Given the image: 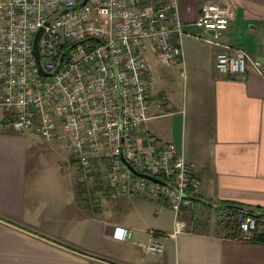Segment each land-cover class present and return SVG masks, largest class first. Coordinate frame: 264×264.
I'll return each mask as SVG.
<instances>
[{"label": "built area", "instance_id": "2783aa9c", "mask_svg": "<svg viewBox=\"0 0 264 264\" xmlns=\"http://www.w3.org/2000/svg\"><path fill=\"white\" fill-rule=\"evenodd\" d=\"M230 15L224 4L205 3L193 22L205 34L192 35L219 47V73L251 69L264 79L263 63L222 40ZM189 34L177 0H0V130L63 140L84 174L104 161L111 195L159 197L172 210V234L191 228L189 210L200 185L195 164L174 143L159 144L145 127L159 115L150 106L165 102L150 93L153 72L146 53L162 65L179 63ZM122 157L160 181L135 175ZM236 220L241 238L249 239L256 216L239 212ZM116 235L130 239L133 233L121 228ZM141 247L162 251L152 239Z\"/></svg>", "mask_w": 264, "mask_h": 264}, {"label": "crops", "instance_id": "0c3cea01", "mask_svg": "<svg viewBox=\"0 0 264 264\" xmlns=\"http://www.w3.org/2000/svg\"><path fill=\"white\" fill-rule=\"evenodd\" d=\"M207 2L230 9L223 41L256 59L264 56V0H177L183 27L191 33L185 36L192 40H200L192 34H205L193 22ZM185 44L182 61L176 63H183L185 48L190 71L185 109L174 108L164 89L150 92L165 102L149 109L156 117L183 114L180 131L148 125L156 117L145 127L159 144L174 143L195 164L200 200L189 210L196 217L194 230L172 234L170 207L148 193L110 194L102 210L84 212L74 200L79 167L67 150L60 162L64 167L57 161L54 174L57 184L68 181L69 191L41 193L29 151L46 150L57 157V148L50 145L57 140L38 142L28 130L2 129L0 264H264V243L218 234L216 211L206 205L232 201L264 208V79L251 69L243 75L221 74L215 68L219 47L202 51L193 41ZM121 228L131 230L132 237H117ZM257 229L264 230L261 225ZM149 239L161 243L162 251H144L139 243Z\"/></svg>", "mask_w": 264, "mask_h": 264}, {"label": "rangeland", "instance_id": "374dc122", "mask_svg": "<svg viewBox=\"0 0 264 264\" xmlns=\"http://www.w3.org/2000/svg\"><path fill=\"white\" fill-rule=\"evenodd\" d=\"M195 30H199L198 28L194 27ZM189 41L194 43V47L197 49H200L202 51H206L208 48L212 47L213 45L205 42L204 40H192L190 36L183 37V45L186 46L185 42ZM192 44V43H191ZM147 57L149 61L152 64V72H153V78L150 84V92L153 93L154 91L158 89H164L167 97L171 100L172 105L174 108L180 109L184 108L187 104V97L190 92V71L187 66V54L184 48V60L181 64H175L173 66H166L160 64V62L156 59V57L151 53L147 52ZM183 112V111H182ZM182 115L180 112L179 114L172 115V116H165V117H156L150 121H148V125H156L158 128L162 129L163 131L166 129H169L170 126H172L177 131H180L181 125H182ZM150 122V123H149ZM9 129V128H8ZM29 131V130H28ZM27 132V135L34 139L35 141L41 142V138H39L36 134ZM63 140H57L56 142H53L52 146H55V149L58 150V155L55 156L44 150L40 153H36L34 151H29V160L31 162L29 163V166L31 168L32 175H36V179L38 184L41 186L39 190H41V193L44 192H50L53 194H65L67 191H69L68 188V181H60L58 184L55 180V165L56 162L59 161L58 165L63 166L64 164L60 162H64L63 160L65 157L66 149L63 145ZM71 159V158H69ZM68 166L71 168H74V164L67 163ZM105 163L97 162L95 165H93L89 172L90 175L84 174L82 171H78L79 179L83 180L85 182V189L87 193L90 196L91 204L93 208H98V212L104 208L106 205V200L108 198V195H104L103 191L100 189H97V179L101 180L103 182V186L106 184V177H105ZM34 172V173H33ZM77 180V181H78ZM75 189V186H74ZM172 211V210H171ZM85 212V211H84ZM129 214L133 213V209H130L127 211ZM172 214V212H170ZM192 213L194 214V211L192 210ZM186 216L185 214L182 215L184 218ZM213 216V215H212ZM214 219L215 216L213 217ZM144 232H149L147 230V225L142 223ZM147 240L140 241V246L145 244Z\"/></svg>", "mask_w": 264, "mask_h": 264}, {"label": "trees", "instance_id": "16d2710c", "mask_svg": "<svg viewBox=\"0 0 264 264\" xmlns=\"http://www.w3.org/2000/svg\"><path fill=\"white\" fill-rule=\"evenodd\" d=\"M71 161L77 164V161L74 157L71 158ZM78 165V164H77ZM80 170V169H79ZM81 171V170H80ZM91 173H86V175H90ZM97 189L103 191L104 195H110V187L107 184L103 186V182L97 179ZM197 197V196H195ZM74 200L79 208L83 211L93 214L98 212V208H93L91 204V199L89 194L85 189V182L83 180H78L75 183V196ZM196 202V200H195ZM207 206L214 207L216 211V219H215V228L218 234H221L226 237L231 238H241L239 223L236 220V216L239 212L243 213H251L256 216L257 224L255 229L252 231V234L249 240L254 242H263L264 243V230L258 231V225H261L264 229V208L258 206H247L241 203L232 202V201H219L216 203L207 202ZM196 222V217L190 220L191 228L194 230V224Z\"/></svg>", "mask_w": 264, "mask_h": 264}, {"label": "water", "instance_id": "95a60500", "mask_svg": "<svg viewBox=\"0 0 264 264\" xmlns=\"http://www.w3.org/2000/svg\"><path fill=\"white\" fill-rule=\"evenodd\" d=\"M209 32H212V30H209ZM37 37H38V33H36V35L34 36L33 38V41H32V50L34 52L35 55H37ZM68 51V49H65L60 57H59V61L62 60V57L64 56V54ZM257 60L261 63L264 64V56H259L257 57ZM40 69V68H39ZM41 70V69H40ZM45 74V73H44ZM122 160L127 164L128 168L131 170L132 173H134L135 175H138V176H142L144 178H147V179H150V180H153V181H160V179L158 178H155V177H151L149 175H146L144 173H141L139 172L138 170H136L134 167H132L127 161H125V159L122 157ZM194 200H200L199 198L195 197Z\"/></svg>", "mask_w": 264, "mask_h": 264}]
</instances>
